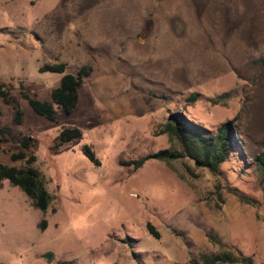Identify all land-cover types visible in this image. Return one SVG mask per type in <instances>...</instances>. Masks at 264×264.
Segmentation results:
<instances>
[{
    "label": "rangeland",
    "instance_id": "374dc122",
    "mask_svg": "<svg viewBox=\"0 0 264 264\" xmlns=\"http://www.w3.org/2000/svg\"><path fill=\"white\" fill-rule=\"evenodd\" d=\"M260 58L264 0H0V82L21 112L15 124L0 98V126L9 130L0 163L33 155L50 195L42 213L2 180L0 264H187L217 250L208 230L264 264V180L252 163L264 131ZM53 62L72 74L91 67L70 112L49 96L61 74L37 71ZM192 92L199 97L186 101ZM22 93L50 102L55 120L34 113ZM172 111L211 129L233 120L241 150L220 165L221 199L216 179L188 159L118 163L169 147L158 131ZM65 126H77L81 139L52 152ZM22 137L32 144L22 148ZM83 143L98 166L81 154ZM18 151L24 158L11 160Z\"/></svg>",
    "mask_w": 264,
    "mask_h": 264
},
{
    "label": "trees",
    "instance_id": "16d2710c",
    "mask_svg": "<svg viewBox=\"0 0 264 264\" xmlns=\"http://www.w3.org/2000/svg\"><path fill=\"white\" fill-rule=\"evenodd\" d=\"M256 62L264 64V58H260ZM64 70V62L43 64L37 68L38 72L48 71L61 74L58 85L50 90L49 96L55 105L65 112H70L77 101V89L83 79L91 73V67L89 65H81L73 74L66 73ZM226 95H228V92L218 95L217 98L219 99ZM22 97L26 99L28 106L34 113L49 121L55 120L54 110L50 102L38 100L28 96L26 93H22ZM198 97V93L192 92L185 97V100L192 102ZM0 98L5 104L11 105L12 121L15 124H19L21 112L17 107L15 99L3 88L1 82ZM216 99L210 98L211 103H216ZM232 124L233 120H228L219 123L211 129L188 118L181 111L169 112L158 131L166 135L169 147L145 153L134 159L118 160V163L130 166L132 169H137L149 159L161 161L167 165L174 160L188 159L194 167L206 169L216 179L213 193L217 199H221V186L218 178H222L223 174L220 165L235 152L239 156L241 150L240 139ZM8 135L9 130L0 126V138ZM80 139L81 131L77 126L62 127L53 138L50 150L55 152L63 145L75 144ZM261 142L262 149L252 158V163L260 179L264 180V131L261 136ZM18 143L22 148H27L32 144V141L30 138L22 137L18 140ZM80 151L93 166L99 165V160L95 157L93 150L88 144H81ZM19 158H24L23 151L10 154L11 160ZM33 161L34 156L29 155L25 158L23 165L13 166L0 163V185L2 180L5 179L9 184L17 186L30 200V204L44 213L49 204L50 195L44 188L40 172L31 165ZM231 192L240 201L248 202V199L239 195L236 190ZM44 224L45 220L41 218L38 227L42 229ZM145 228L150 235L154 237L158 236L157 231L149 222L145 223ZM205 237L211 244L217 247V250L202 253L197 258H189L187 264H253L250 256L243 255L235 247L225 245L218 234L212 230L206 231ZM61 264L66 263L61 262Z\"/></svg>",
    "mask_w": 264,
    "mask_h": 264
},
{
    "label": "water",
    "instance_id": "95a60500",
    "mask_svg": "<svg viewBox=\"0 0 264 264\" xmlns=\"http://www.w3.org/2000/svg\"><path fill=\"white\" fill-rule=\"evenodd\" d=\"M42 257H44L46 260H48L51 257V252L46 251L42 254Z\"/></svg>",
    "mask_w": 264,
    "mask_h": 264
}]
</instances>
